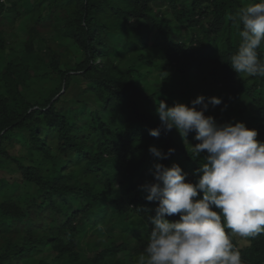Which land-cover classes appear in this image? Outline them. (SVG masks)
I'll return each mask as SVG.
<instances>
[{"label": "trees", "instance_id": "obj_1", "mask_svg": "<svg viewBox=\"0 0 264 264\" xmlns=\"http://www.w3.org/2000/svg\"><path fill=\"white\" fill-rule=\"evenodd\" d=\"M9 1L0 0L2 54L9 24L17 17L33 23L22 56L0 67V264H21L45 244L67 264H138L158 204L141 189L153 181L149 147L175 149L160 161L167 166L184 155L189 181L199 167L176 129L149 135L160 119L158 95L142 92L147 70L163 61L171 71L158 90L169 106L180 99L191 106L200 94L205 102L221 97L207 115L219 123L244 121L264 141V77L239 76L229 63L240 43L238 10L258 0ZM50 27L78 46L74 66L61 67L59 53L41 55L51 48L41 35ZM38 45L44 48L36 52ZM258 52L264 59V48ZM30 57L46 63L43 76L32 78ZM43 78L56 87L39 92L34 84ZM70 95L76 110L68 115L58 105ZM194 137L187 138L192 145ZM94 232L106 244L85 253L81 239ZM232 239L243 264H264V233L248 237L245 247L239 236Z\"/></svg>", "mask_w": 264, "mask_h": 264}, {"label": "clouds", "instance_id": "obj_2", "mask_svg": "<svg viewBox=\"0 0 264 264\" xmlns=\"http://www.w3.org/2000/svg\"><path fill=\"white\" fill-rule=\"evenodd\" d=\"M236 18L242 30L230 66L239 76L264 77V59L258 52L264 48V0L240 8ZM221 103L218 96L205 102L203 94L191 106L179 101L169 106L159 100L160 126L150 129L149 135L158 138L161 131L176 129L199 167L194 172L197 180L189 181L179 163L160 162L174 148L165 153L155 145L149 147L156 158L149 170L153 181L141 189L147 201L158 204L150 217L146 255L138 264H243L232 238L264 233V141L244 121L219 123L205 114L209 104ZM191 132L198 141L195 145L187 139ZM176 214L179 219H169Z\"/></svg>", "mask_w": 264, "mask_h": 264}, {"label": "rangeland", "instance_id": "obj_3", "mask_svg": "<svg viewBox=\"0 0 264 264\" xmlns=\"http://www.w3.org/2000/svg\"><path fill=\"white\" fill-rule=\"evenodd\" d=\"M20 2L19 0H11L9 1L10 4H15L16 2ZM47 2L44 4L46 10L48 11V7H46ZM27 5V4H26ZM27 10L31 9V5L29 4L26 7ZM9 17H13L14 15L9 14ZM33 21L31 20V18L28 19H21V17H17L15 19V21L11 24H9V27L7 29V37L9 39V46L7 47L6 51L2 54L0 52V67H2L4 65L5 62L16 58H19L20 56H22V52L25 48V42L27 40L28 37V29L29 26H32ZM8 25H6L7 27ZM199 28H191V32L192 33H196L194 35H196V38H201L204 35V32L199 31ZM179 31L184 34L186 31L185 27H180ZM45 37V44L49 47H51L50 49H46L44 48V46L42 45H38L36 46L37 48L35 49L36 52L37 49H41L44 48L41 55L43 57H46L48 59H50L54 54L50 53V52H56L59 53L60 55V62H61V67L65 66H74L75 62H77V58L80 55L79 52L77 53V51L79 50L78 46L76 45V43L74 42V40L72 38H68L65 37L64 35H61L58 31L55 30V28L50 27L48 28L46 31H43L42 34ZM44 45V44H43ZM70 50L71 53L74 54H69L68 51ZM40 58L39 56H36ZM39 58L37 59H33V58H29V68L32 70V78H36L39 76H43L44 71L46 70V63L44 67H40L41 64H39ZM74 62V63H73ZM39 64V65H38ZM35 66V67H33ZM164 68H166L165 62L160 61L157 64H154L152 68H149L147 70V74L146 77L143 79L142 82V92L145 95H158V98H154V101L159 102V100H163V93L158 92L159 88L162 86L163 83L166 82L168 76L170 75L171 71H167ZM245 77H250L247 76L246 74H244ZM48 83V84H46ZM36 87L39 88V92H46L48 93L50 91V88H54L56 87L57 83L54 81H50L46 78L41 79V81L39 83L34 84ZM216 87V86H215ZM212 89V88H211ZM40 94V93H39ZM162 97H161V96ZM74 96L70 95L69 97H65L63 98V100L61 101V103H59L58 107L60 110H62L63 112H65V114L67 113L68 115H70L71 113H73L76 110V105L71 102L72 98ZM71 99V100H70ZM86 100H89V105L93 106L96 103L90 101L89 95L85 98ZM179 101L187 103L186 99H180ZM168 104V103H167ZM169 105V104H168ZM99 106V105H98ZM95 106H93L94 108ZM213 107H210L209 111H212ZM209 111L206 112L205 114H209ZM180 152L176 153L179 154ZM180 158H177L179 164L181 166H185L188 162L186 161L184 155L179 154ZM172 165V164H171ZM170 165V166H171ZM149 168V170L152 168L151 165L147 166ZM106 244V240L103 236L100 235V233L98 232H94V233H88L85 234L82 239H81V250L84 251L85 253L90 252V250L92 249V247L94 245H105ZM249 244V239L248 238H242L240 237L239 239V247H245L246 245ZM53 252V248L51 247V245H40L38 247V249L35 251L34 254L30 255L29 257L25 258L23 260V262L21 264H37L39 262V260L41 259H46L48 261H51L52 264H67V262L65 261L64 258H58L55 259L54 255L52 256L51 253Z\"/></svg>", "mask_w": 264, "mask_h": 264}, {"label": "water", "instance_id": "obj_4", "mask_svg": "<svg viewBox=\"0 0 264 264\" xmlns=\"http://www.w3.org/2000/svg\"><path fill=\"white\" fill-rule=\"evenodd\" d=\"M64 91V90H63Z\"/></svg>", "mask_w": 264, "mask_h": 264}]
</instances>
